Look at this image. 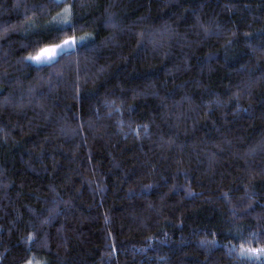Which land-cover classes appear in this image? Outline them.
Segmentation results:
<instances>
[{"label": "trees", "instance_id": "1", "mask_svg": "<svg viewBox=\"0 0 264 264\" xmlns=\"http://www.w3.org/2000/svg\"><path fill=\"white\" fill-rule=\"evenodd\" d=\"M241 246L264 248V0H0V264H264Z\"/></svg>", "mask_w": 264, "mask_h": 264}, {"label": "snow or ice", "instance_id": "2", "mask_svg": "<svg viewBox=\"0 0 264 264\" xmlns=\"http://www.w3.org/2000/svg\"><path fill=\"white\" fill-rule=\"evenodd\" d=\"M56 2H59V0H56ZM66 13L68 12V9H65ZM62 23L70 24L71 21L68 19V16H65V19L62 21ZM83 38H81L82 40ZM76 47V39L75 37H70L67 40H64L62 44L52 45L48 47L40 48V50L37 52L36 55L30 56L29 59L36 62V63H50L52 60H54L57 56V49H61V51L64 50V48H75ZM250 252L253 254L256 253H264V248L261 249H255V248H249L244 249L243 246H241V252Z\"/></svg>", "mask_w": 264, "mask_h": 264}, {"label": "rangeland", "instance_id": "3", "mask_svg": "<svg viewBox=\"0 0 264 264\" xmlns=\"http://www.w3.org/2000/svg\"><path fill=\"white\" fill-rule=\"evenodd\" d=\"M55 1H56V0H55ZM59 1H60V0H59ZM65 9H68V12H67V13H66ZM70 14H71V12H70V8H69V7H65V8L62 10V12L60 13V15H58V17L53 21L52 25H53L54 27H65V26H67L68 24L62 23V21L65 19V16H66V15L68 16V19L70 20V18H69V15H70ZM61 44H62V43H61ZM72 49H74V48H64L63 51H61V49H57V50H56V52H57V56H56V58H57L58 56H60L61 54H64V53H67V52L71 51ZM56 58H55V59H56ZM55 59H54V60H55ZM54 60H52L51 62H53ZM28 61H29L30 63L34 64V65H44V64H48V63H36V62L30 60L29 58H28ZM51 62H50V63H51Z\"/></svg>", "mask_w": 264, "mask_h": 264}]
</instances>
